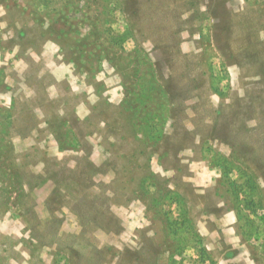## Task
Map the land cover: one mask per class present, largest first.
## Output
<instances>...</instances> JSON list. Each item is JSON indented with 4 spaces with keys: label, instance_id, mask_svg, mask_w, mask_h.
Instances as JSON below:
<instances>
[{
    "label": "rangeland",
    "instance_id": "obj_1",
    "mask_svg": "<svg viewBox=\"0 0 264 264\" xmlns=\"http://www.w3.org/2000/svg\"><path fill=\"white\" fill-rule=\"evenodd\" d=\"M0 264H264V0H0Z\"/></svg>",
    "mask_w": 264,
    "mask_h": 264
}]
</instances>
